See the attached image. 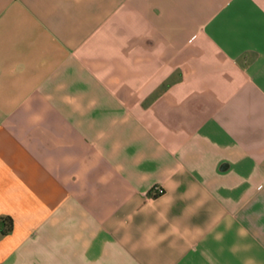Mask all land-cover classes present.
Segmentation results:
<instances>
[{"label":"crops","instance_id":"obj_1","mask_svg":"<svg viewBox=\"0 0 264 264\" xmlns=\"http://www.w3.org/2000/svg\"><path fill=\"white\" fill-rule=\"evenodd\" d=\"M0 264H264V0H0Z\"/></svg>","mask_w":264,"mask_h":264},{"label":"built area","instance_id":"obj_2","mask_svg":"<svg viewBox=\"0 0 264 264\" xmlns=\"http://www.w3.org/2000/svg\"><path fill=\"white\" fill-rule=\"evenodd\" d=\"M152 191H153V193L154 194H159V193H161L162 191H163V189H162V187L161 186H154L153 188H152Z\"/></svg>","mask_w":264,"mask_h":264}]
</instances>
